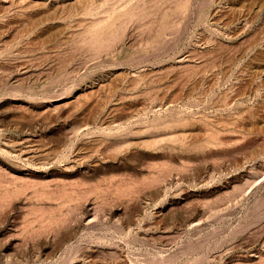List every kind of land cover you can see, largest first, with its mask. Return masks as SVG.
I'll return each mask as SVG.
<instances>
[{"label": "rangeland", "instance_id": "rangeland-1", "mask_svg": "<svg viewBox=\"0 0 264 264\" xmlns=\"http://www.w3.org/2000/svg\"><path fill=\"white\" fill-rule=\"evenodd\" d=\"M0 264H264V0H0Z\"/></svg>", "mask_w": 264, "mask_h": 264}]
</instances>
